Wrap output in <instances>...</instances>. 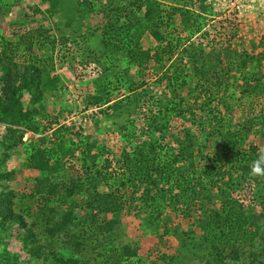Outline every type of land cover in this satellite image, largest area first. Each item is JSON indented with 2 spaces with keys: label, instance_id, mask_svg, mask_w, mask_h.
<instances>
[{
  "label": "rangeland",
  "instance_id": "1",
  "mask_svg": "<svg viewBox=\"0 0 264 264\" xmlns=\"http://www.w3.org/2000/svg\"><path fill=\"white\" fill-rule=\"evenodd\" d=\"M98 1L100 5L106 2L110 3L109 5L120 2ZM159 2L160 31L164 38L161 44L171 48L172 52H161L158 49L157 62L150 59L143 65L137 64L130 68L126 73L124 63L116 62L118 66L114 67L109 63L108 57L113 51L111 52V48L106 47L101 40V29L106 16L97 8L90 10L81 7L80 16L70 19L63 7H60V2L52 5L48 0H0L1 48L9 58H14L13 61L26 63L36 60L37 57H44L41 51L35 50L34 47L27 49L26 43L19 40L21 35L31 34L33 40L37 39L38 42L45 39L47 60H50L53 66V73L60 78L57 88L47 90L37 107L39 111L34 116L39 126L37 133L27 131L18 141L15 137L20 136L21 129L10 133L4 124H0V192H13V208L23 217L27 228L31 227L36 233L38 244L43 248L40 253L46 254L48 249L52 248L60 255H77L78 251L75 252L72 239L79 233L80 237L85 239V248L78 257L82 262L89 264H110L106 262L108 246L124 243L129 244L136 251V255L122 258L117 264H220L215 260L217 255L223 256L222 264H264V240L255 237L243 242L232 243L229 240L217 245L216 241L208 238L204 225H201V218L208 219L205 212L202 217H198L196 212L183 211L179 202H176L178 191L162 187L159 175H156L153 169L148 171L147 176L151 174L156 183L155 187L151 186V178L141 176L139 180L129 181L121 172L126 170L127 166L124 152L130 153L133 146L140 141L152 140L146 132L145 116H173L161 120L166 127L163 132L155 134L159 150L172 151L177 148L176 141L181 137L183 128L195 127L191 124V119L182 117L192 116L191 113L184 111L181 115L171 108L180 111L185 109L186 104H190L198 118L201 114L198 109L200 104L207 101L209 107L215 106L221 114L243 121L251 112L247 103L255 98L251 95L253 93H242V87L238 85L240 80L235 77L241 78L244 72L253 70L261 75L260 88H264V0ZM176 7L182 12L190 10L191 20H197L200 25L199 31L189 38V33L195 30V23L190 21L188 25H184L181 13L175 10ZM7 39H11L8 45L5 43ZM157 46V41L149 31H145L141 36V48L149 49L151 55H156L154 49ZM201 46L205 47L206 51H223L228 48L230 51L254 56L253 61H248L243 73L232 69L223 72L224 78L230 75L231 83L236 80L233 83V93L228 91L226 99L207 98L202 91V80L195 74L188 56L194 53L195 48ZM213 55V59L206 55L204 61L213 62L225 70L227 63L224 57H221L219 62ZM95 57L98 62L93 60ZM200 63L199 60L197 65ZM79 65L82 67L81 72H78ZM47 69L48 67H42V72ZM101 72L105 74L99 79ZM97 83L101 84V96L104 99L114 101L128 95L134 100V95L138 107L134 110L133 102L129 106L131 113L128 116H131V122L127 120L125 130L118 129L117 126L122 114L118 111V115L114 117V113L105 114L102 112L105 108L103 101L99 103L100 106H95L89 100L95 93ZM255 91L254 94L258 96L254 104L256 113L261 93L258 88ZM20 100L24 107L28 106L26 94L21 95ZM227 100L231 103L233 101L231 112L226 106L228 103H224ZM126 108L128 109L125 106L123 111H126ZM106 116H112L111 119L116 125L106 121ZM162 135L164 138H161ZM8 136L12 140L8 141ZM248 141L256 146H264V140L256 130L251 133ZM247 146L248 144H245L243 147ZM37 147L55 150L53 157H57L58 163L51 167L50 172L42 173L32 167ZM89 150L96 156L94 160L84 157V152ZM55 160L53 158L51 163ZM125 172L130 175L129 171ZM5 174L11 176L6 177ZM40 178L44 180L40 187L41 192H37L35 188L37 179ZM80 181L83 187L68 194V189L71 190L73 184ZM92 182L98 186L92 187ZM50 184L56 185L54 195L47 194ZM149 188L152 190L146 199L148 202L152 198L159 201L164 212L163 220L157 225L143 228L144 213H139L144 207H140L142 209L138 211L141 202L139 199L147 194L145 191ZM112 191L124 204L123 208L115 213L121 217V223L114 229L113 234L102 233L95 227L92 229L90 218L82 220L90 208L86 206V202L95 192ZM152 194L154 197H151ZM234 194L241 199L244 206L251 204L254 212L261 209L249 195V191H237ZM143 211L147 212V209ZM94 212L96 213V209ZM113 212L107 214L108 218L115 215ZM103 216V213H98L96 218L101 220ZM65 218H68L70 223L63 227L65 233L59 231V234H52L48 231V219V223L53 225L54 222ZM25 229L20 227L18 222L10 225L8 229H0V261L8 264V261L13 259L12 256L16 255L19 264H53V255L43 261V256L36 257L29 253L21 237ZM233 247L242 253L237 257L232 256L230 251Z\"/></svg>",
  "mask_w": 264,
  "mask_h": 264
},
{
  "label": "trees",
  "instance_id": "2",
  "mask_svg": "<svg viewBox=\"0 0 264 264\" xmlns=\"http://www.w3.org/2000/svg\"><path fill=\"white\" fill-rule=\"evenodd\" d=\"M48 1L52 5L60 2V7H63L70 19L80 16V13H82L81 7L90 10L97 8L98 11L103 13L106 17H104L101 29L103 32L101 40L106 47L111 48V52L113 51L112 53L110 52L111 55L108 57L109 63L113 67L118 66L116 62L124 63L127 69L126 73L130 68L137 66V64L143 65L150 59L157 62L158 49L161 52H172L171 48L161 44L164 38L160 31L161 17L159 13L161 9L159 8V0H117L120 2L112 5L107 2L100 5L98 0ZM175 10L180 11L183 24L188 25L190 21L195 23V30L189 33L188 38L196 31H199L200 25L196 22L197 20H191L190 10H183L184 12H182L179 7H176ZM145 31H149V34L157 41L158 46L154 49V54L156 55H151L149 49L141 48V36ZM79 33L81 34V32ZM19 40L26 43L27 49L31 50L34 47L35 50L41 51L44 59L37 57L36 60H30L26 63L16 62L13 61L14 58H9L8 54L0 46V124H4L6 130L10 133H15L21 129L19 131L21 133L20 136L15 137L18 141L27 131L38 132L39 126L34 120V116L39 111L37 106L42 101L44 94L48 92L47 90H54L57 88V83L60 82L59 76L53 73V66L50 60H47L48 49L45 39L38 42L37 39L33 40L31 34L26 33L21 35ZM51 48H53V44H51ZM212 54H214V59H218L219 62L221 57H224L227 63L225 70L213 62L206 63L204 61L203 58L206 55L212 58ZM262 54L264 55V53ZM188 56L190 63L195 69V74L198 75V79L202 80L201 88L207 98L226 99L228 91L231 94L233 93V83L236 80H240L238 85L242 87V93H253L251 95L255 98V100L247 103L251 112L247 114L248 117L245 120L238 121L234 120L232 116L221 114L215 106L209 107L206 104L208 103L207 101L200 104L198 109L201 114L198 118H196V113L192 111L190 104H186L185 109H180V111L173 107L171 109L176 110L178 114L182 115L184 111L185 113H191L192 116L182 117L191 119V124L195 128L185 126L181 137L177 138V148L172 151H160V147L156 143L155 134L163 132L166 127L161 120L164 121V119L167 120L173 116H145L147 120L146 132L150 135V138L152 137V140L138 142L137 145L133 146L131 154L124 152V155H126L124 159L127 163L125 169L129 171L130 175L133 174L131 176L126 175V170L121 172L129 181L132 179L139 180L141 176H146L147 179L151 178V186L155 187L156 183L153 181L151 174L147 176L148 171L150 172L153 169L157 173L156 175H159L162 187L178 191V200L176 202H179L183 211L188 213L196 212L198 217H202L205 212L208 219L201 218V225H204L205 231L209 235L208 238L216 241L217 245L220 242L225 243L229 240L232 243H238L254 239L255 237L264 240V177L250 175L249 166L252 160L256 158L258 146L248 141L254 130L264 140V88H260L262 79L261 75L259 73L256 74L253 70L244 72L241 78L235 77L236 80L232 83L229 81L230 75L228 78H224L223 75V72L231 69L232 71L243 73L244 69L247 68L248 61H253L254 56L238 53L235 50L230 51L228 48L223 51L215 49L206 51V48L202 46L198 49L195 48L194 53L188 54ZM93 60L98 62L96 57ZM199 60L201 63L198 66L197 62ZM45 61L48 63H45ZM42 67H48L47 71L42 72ZM104 74L101 72L98 75L99 79ZM175 77L177 78V76ZM96 87L95 93L91 96L89 95L92 98L89 100L95 106H100L99 103L103 101L105 108H103L102 112L105 114L114 113L112 114L113 117L118 115V112L122 114V116L119 115L120 120L117 122V126L118 129L125 130L128 125L126 124L127 120L131 122V116H128L131 113V107L129 106L133 102L134 110H137L138 107L134 95H132L134 100L128 95H123L119 99L112 101L111 99L102 98L100 83H97ZM256 88L259 89L261 95H259L257 102L259 106L255 113L254 104L258 98L257 94H254ZM24 94L28 96L27 107H24L20 100L21 95ZM224 103L225 105L228 103L226 106L227 108L229 107L228 111L231 112L233 101L231 103L230 100H227ZM125 106L128 109L126 108V111H123ZM112 116H106V121L108 120L115 124L113 119H111ZM161 138H164V135ZM7 140L10 141L12 138L8 136ZM245 144H248L247 148L243 147ZM50 149L37 147L36 153L33 155V161L35 162H33L32 167L39 169L42 173L50 172L51 167L58 163L57 157H53L55 150ZM90 152L91 150L84 152V157H91L94 160L96 156H93ZM53 158L56 160L51 163ZM200 161L201 164H199ZM174 166L176 167L173 168ZM143 169L144 171L142 172ZM9 175L5 174L4 176L9 177ZM43 180L44 178L37 179L35 191L41 192L40 187ZM80 182L73 184L71 190L68 189V194L76 189H81L83 184ZM92 183L94 184V182ZM96 186H98L97 183L92 187L96 188ZM151 190L152 188L147 189L145 191L147 194H144L139 199L141 202H139L138 211L142 209L140 207H144L143 210L147 209V212L141 210L139 213V215L144 213L143 228L149 227V225H157L163 220L164 212L159 201L152 198L148 202L149 200L146 199L150 195ZM237 191H249V195L254 198V201L261 209L258 212H254L251 204L244 206L245 204L242 203L241 199L234 194ZM47 194H56V185L50 184L47 188ZM12 195L13 192L10 190L0 192L1 230L8 229L15 222H18L20 227H25L26 229L21 235L24 246L27 247V250L33 256H43V261L53 255V264H89L88 262H82L78 257L79 253L84 251L85 248L83 243L85 239L81 238L82 236L80 237L79 233H77V236H73L72 239L75 252L78 251L77 255H60L52 248H49L46 254L40 253V250L43 249L42 245L38 244L39 239L36 233L33 232L31 227L27 228L23 217L14 210L11 200ZM151 197H154L153 194ZM123 205L121 198L118 195L115 196L113 191L95 192L92 198L86 202V206L90 208H88L82 220L90 218L92 229L95 227L99 232L113 234L114 229L120 226L121 223V217L115 213L120 211ZM94 209H96V213ZM111 211H114L115 215L108 218L107 214ZM98 213L104 214L101 220H98V217L96 218ZM67 219L54 222L53 225L48 223L50 221L48 219L46 221L48 231H51L52 234L56 232L59 234V231L65 233V230H62L63 227L70 224ZM107 252L106 262L110 264H117L122 258L136 255V251L125 243L112 244L108 246ZM230 252L234 257L242 253L235 247ZM217 253L219 254L220 252ZM12 257L13 259L9 260L8 264H19L17 256L14 255ZM221 259H223V256L217 255L215 260L222 264ZM3 264L7 263L3 262Z\"/></svg>",
  "mask_w": 264,
  "mask_h": 264
},
{
  "label": "clouds",
  "instance_id": "3",
  "mask_svg": "<svg viewBox=\"0 0 264 264\" xmlns=\"http://www.w3.org/2000/svg\"><path fill=\"white\" fill-rule=\"evenodd\" d=\"M249 168L250 175L264 177V146H258L256 158L252 160Z\"/></svg>",
  "mask_w": 264,
  "mask_h": 264
},
{
  "label": "built area",
  "instance_id": "4",
  "mask_svg": "<svg viewBox=\"0 0 264 264\" xmlns=\"http://www.w3.org/2000/svg\"><path fill=\"white\" fill-rule=\"evenodd\" d=\"M83 65H84V64H83ZM84 66H85V65H84ZM78 69H79L78 72H81V71H82V70H81L82 67H81L80 65L78 66ZM83 71H85V70H83ZM84 121H86V118H84Z\"/></svg>",
  "mask_w": 264,
  "mask_h": 264
},
{
  "label": "crops",
  "instance_id": "5",
  "mask_svg": "<svg viewBox=\"0 0 264 264\" xmlns=\"http://www.w3.org/2000/svg\"><path fill=\"white\" fill-rule=\"evenodd\" d=\"M9 41H11V39H7V41L5 42L6 43V45H8V42ZM66 85H67V83H66ZM39 105V104H38ZM37 107H39V106H37Z\"/></svg>",
  "mask_w": 264,
  "mask_h": 264
},
{
  "label": "flooded vegetation",
  "instance_id": "6",
  "mask_svg": "<svg viewBox=\"0 0 264 264\" xmlns=\"http://www.w3.org/2000/svg\"><path fill=\"white\" fill-rule=\"evenodd\" d=\"M0 264H3V262L0 261Z\"/></svg>",
  "mask_w": 264,
  "mask_h": 264
}]
</instances>
